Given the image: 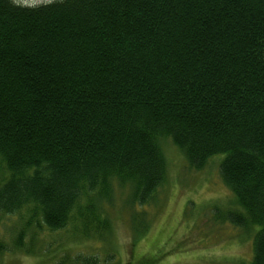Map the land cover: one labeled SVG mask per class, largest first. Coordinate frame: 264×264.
<instances>
[{"label": "trees", "instance_id": "16d2710c", "mask_svg": "<svg viewBox=\"0 0 264 264\" xmlns=\"http://www.w3.org/2000/svg\"><path fill=\"white\" fill-rule=\"evenodd\" d=\"M163 140L196 171L224 155L238 211L222 220L258 228L238 264H264V0H0V214L27 216L14 249L30 253L25 229L105 239L100 201L117 183L146 206Z\"/></svg>", "mask_w": 264, "mask_h": 264}, {"label": "rangeland", "instance_id": "374dc122", "mask_svg": "<svg viewBox=\"0 0 264 264\" xmlns=\"http://www.w3.org/2000/svg\"><path fill=\"white\" fill-rule=\"evenodd\" d=\"M14 1L35 6L52 0ZM160 148L166 166L165 180L146 206H129L130 187L117 183L109 198L100 201V215L108 220L109 227L105 239L84 236L71 225L58 233L42 231L34 239L30 236L33 230L26 233L25 229L20 238L29 247L30 253L26 254L14 249V242L27 216L0 214V242L7 248L0 254V264H50L62 256L71 264L79 255L97 257L99 264H107V254L113 260L108 264H129L143 259H155L154 264L248 262L258 228L247 233L222 220L225 213L238 211L234 196L219 175L224 155L211 157L196 171L170 140L161 141ZM4 175L0 171V180ZM141 220L146 231L137 236L134 224L141 225Z\"/></svg>", "mask_w": 264, "mask_h": 264}]
</instances>
